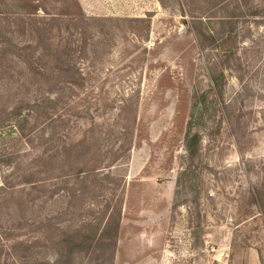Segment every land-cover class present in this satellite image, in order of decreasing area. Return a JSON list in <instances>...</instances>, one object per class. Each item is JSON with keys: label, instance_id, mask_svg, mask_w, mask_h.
I'll return each instance as SVG.
<instances>
[{"label": "rangeland", "instance_id": "rangeland-1", "mask_svg": "<svg viewBox=\"0 0 264 264\" xmlns=\"http://www.w3.org/2000/svg\"><path fill=\"white\" fill-rule=\"evenodd\" d=\"M58 261L264 264V0H0V264Z\"/></svg>", "mask_w": 264, "mask_h": 264}, {"label": "trees", "instance_id": "trees-1", "mask_svg": "<svg viewBox=\"0 0 264 264\" xmlns=\"http://www.w3.org/2000/svg\"><path fill=\"white\" fill-rule=\"evenodd\" d=\"M259 9H257L256 11H254L253 12V14H259ZM70 14V13H69ZM35 16L36 14H34V12H29V13H21V15L20 16H22V18H24V19H26V17H28L27 19H29V20H33V22H34V24L36 23V21L33 19V18H31V16ZM52 18L50 19L51 21L52 20H54V21H58V18H63V17H60V15H58V16H51ZM36 18H38V20H40L41 18H39V17H36ZM79 18V15H77V14H72L71 15V19L69 20V21H73L74 23H76L75 21H77V19ZM233 18H235L234 16H232L231 18H229V19H226V20H233ZM89 20H91V19H86V21H89ZM62 21H66L65 19H63ZM41 23H46V22H41ZM200 24H205L203 21H200L199 22ZM36 28H39L38 27V23H36L35 25H34ZM75 26H77L76 28H78V24H76ZM44 28V27H43ZM42 28V29H43ZM75 28V29H76ZM47 29H49V27L47 28ZM193 29L195 30V32H196V35H197V37L199 38V40H200V47L203 49V48H205V47H208V46H214L215 44H216V42L218 41L217 39L218 38H216V36L215 35H213L212 33H210L209 35H206V34H202V32H203V29H202V27H200V26H197L196 24H193ZM234 30H235V28L234 27H231L229 30H227L229 33H228V35L229 36H233V37H236L235 36V32H234ZM84 34V33H83ZM202 36H203V38H205V40H204V42H203V40H202ZM26 47H31V44H29L28 46H26ZM57 69H58V71L60 70V68H58V66H57ZM56 69V70H57ZM71 71V70H70ZM71 72H77V68H76V65L74 64L73 66H72V71ZM38 73H40V71H39V69H38ZM20 120V121H19ZM18 121L19 122H17L16 123V125L19 127L20 126V130H22L23 129V127H22V121L23 120H21V118L20 119H18ZM25 122V121H24ZM25 124V123H24ZM21 134H23V133H21ZM64 136V135H63ZM61 138V141L62 142H64V140H66V138H63L62 136L60 137ZM199 142H200V136H199V134H197V133H194V134H191V135H188V138H187V143H186V146H187V150H188V152H189V156H190V158L191 159H194V157H195V153H196V151H197V148H198V144H199ZM64 147H66L67 148V146H69V144H64L63 145ZM54 153H58V150H57V152H54ZM110 225V224H109ZM109 225H106L105 227H104V229H103V231H102V233L100 234V236L99 237H97L96 238V236H97V234L94 236V238H93V240H95V238H96V241H100L101 240V238H104L105 237V235L107 234V233H110V236H111V238L112 237H114L115 238V236L116 237H118V233H119V229H120V222L119 223H117V225L115 226V228L113 227H111V226H109ZM105 238H107V237H105ZM71 242H73L74 243V241L73 240H71ZM70 252H72L73 250H75L74 249V246H72V247H70ZM60 264V261H58L56 264Z\"/></svg>", "mask_w": 264, "mask_h": 264}]
</instances>
